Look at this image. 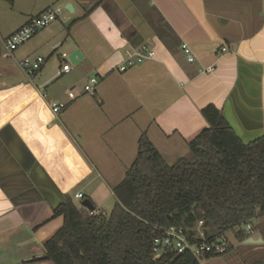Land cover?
Returning <instances> with one entry per match:
<instances>
[{
	"label": "crops",
	"instance_id": "1",
	"mask_svg": "<svg viewBox=\"0 0 264 264\" xmlns=\"http://www.w3.org/2000/svg\"><path fill=\"white\" fill-rule=\"evenodd\" d=\"M50 6L65 8L61 19L10 52L5 39ZM141 45L154 58L119 71L125 51ZM75 49L84 59L59 75ZM35 55L45 63L28 77L19 63ZM93 76L99 84L86 93ZM50 101L67 108L55 115ZM208 105L245 143L264 135V0H0V264H46L39 258L64 224L54 217L61 203L82 193L105 214L141 135L166 160L160 147L189 149L209 127L201 113ZM250 223L251 235L233 232L245 245L243 264H258L264 216ZM221 238L231 245L228 255L233 242ZM220 257L206 260L241 264Z\"/></svg>",
	"mask_w": 264,
	"mask_h": 264
},
{
	"label": "trees",
	"instance_id": "2",
	"mask_svg": "<svg viewBox=\"0 0 264 264\" xmlns=\"http://www.w3.org/2000/svg\"><path fill=\"white\" fill-rule=\"evenodd\" d=\"M201 113L209 127L189 142L191 158L175 164L141 135L134 162L113 188L117 202L109 216H89L71 197L61 203L54 217L63 216L64 224L45 242L46 259L53 264H201L190 253L155 258L156 227H184L194 235L203 221L205 236L213 240L264 216V135L245 143L216 106Z\"/></svg>",
	"mask_w": 264,
	"mask_h": 264
},
{
	"label": "built area",
	"instance_id": "3",
	"mask_svg": "<svg viewBox=\"0 0 264 264\" xmlns=\"http://www.w3.org/2000/svg\"><path fill=\"white\" fill-rule=\"evenodd\" d=\"M65 10L63 6H50L45 9L38 16L30 19V21L11 34L5 39V47L13 52L18 49L21 45L32 39L38 32L46 28L50 24L61 19L62 13ZM184 53L186 60L189 63L196 61V56L192 48L183 43L180 46ZM227 48H222V51H226ZM155 56L154 50L147 45H141L134 50L125 51V60L118 65V70L124 72L131 67L140 65L147 60L153 59ZM45 58L41 55L28 56L22 59L19 63L20 68L26 73L28 77L35 75L44 65ZM74 69L71 63L64 64L62 69L59 71V75L68 74ZM214 67H207L204 69L205 72H213ZM99 84V79L96 76L91 77L84 86L86 93L92 94ZM49 107L51 111L58 115L67 108V103L60 101H50ZM82 193H76L75 199H83ZM86 214L89 216L98 215L97 209L90 211L85 208ZM245 232L247 235H251L253 228L250 222L246 221ZM203 221L198 223V228L195 234H191L188 229L178 226H170L168 228L156 227V232L153 237V254L155 258L160 257L162 254L167 252H175L178 254L190 253L200 263L205 260L206 255H225L230 250V243L226 239L216 238L213 240L208 239L205 236L204 229L202 228Z\"/></svg>",
	"mask_w": 264,
	"mask_h": 264
},
{
	"label": "rangeland",
	"instance_id": "4",
	"mask_svg": "<svg viewBox=\"0 0 264 264\" xmlns=\"http://www.w3.org/2000/svg\"><path fill=\"white\" fill-rule=\"evenodd\" d=\"M207 124V122H206ZM162 149V151L164 152L165 154V158L166 160L168 161V163H170L171 165L172 164H175L177 161V159L180 157V156H184V157H188V158H191V153L189 152V149H185V150H181V149H178V150H181V151H177L176 154H173V153H170V152H166L163 150V147H160ZM126 171H124V174H125ZM87 193V191H86ZM74 203L75 205L83 212V213H86V210L85 208L82 206V199H75L74 200ZM115 204H116V200L115 198H111L109 201H107L105 203V207L104 209H102V212L105 213V215L109 216L112 212V210L114 209L115 207ZM255 227H256V224H257V221H254L252 223ZM239 229H242V230H245V225H242ZM238 229V230H239ZM237 231V230H236ZM226 236L228 239L231 240V242H233V245H234V249L230 252V254H226L224 256H222L224 259H227L228 256L229 257H236L238 259H241V264L244 263V260H243V255H244V250H245V245L241 244V242L239 240H236L235 238V233L233 231H229L226 233ZM220 239H223L221 237H219ZM220 257V258H222ZM43 263H46V264H53L50 260H46V262H43ZM209 262H207V260H203L201 262V264H208Z\"/></svg>",
	"mask_w": 264,
	"mask_h": 264
},
{
	"label": "water",
	"instance_id": "5",
	"mask_svg": "<svg viewBox=\"0 0 264 264\" xmlns=\"http://www.w3.org/2000/svg\"><path fill=\"white\" fill-rule=\"evenodd\" d=\"M67 9L70 10L69 7H67ZM83 59H84V56L79 49H75L68 55V60L73 66H77ZM81 204L84 208H87L90 211H93L95 209L94 205L88 199L83 200ZM250 242L251 243L255 242V240L250 238L249 241H247V243H250ZM44 258H47V256L41 257L39 259H44Z\"/></svg>",
	"mask_w": 264,
	"mask_h": 264
}]
</instances>
